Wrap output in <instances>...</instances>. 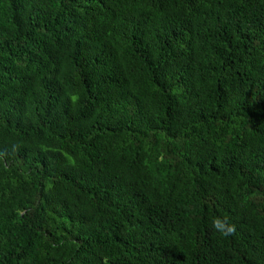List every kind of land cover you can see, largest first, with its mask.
Masks as SVG:
<instances>
[{
    "label": "trees",
    "instance_id": "1",
    "mask_svg": "<svg viewBox=\"0 0 264 264\" xmlns=\"http://www.w3.org/2000/svg\"><path fill=\"white\" fill-rule=\"evenodd\" d=\"M0 264H264V0H0Z\"/></svg>",
    "mask_w": 264,
    "mask_h": 264
},
{
    "label": "clouds",
    "instance_id": "2",
    "mask_svg": "<svg viewBox=\"0 0 264 264\" xmlns=\"http://www.w3.org/2000/svg\"><path fill=\"white\" fill-rule=\"evenodd\" d=\"M211 227L224 237H229L236 232V225L228 217H216L211 221Z\"/></svg>",
    "mask_w": 264,
    "mask_h": 264
}]
</instances>
